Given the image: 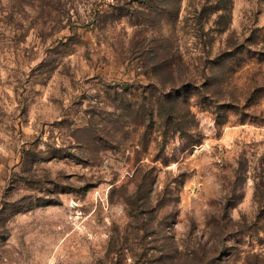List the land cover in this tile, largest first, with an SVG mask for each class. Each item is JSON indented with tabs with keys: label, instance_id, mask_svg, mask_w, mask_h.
<instances>
[{
	"label": "rangeland",
	"instance_id": "obj_1",
	"mask_svg": "<svg viewBox=\"0 0 264 264\" xmlns=\"http://www.w3.org/2000/svg\"><path fill=\"white\" fill-rule=\"evenodd\" d=\"M217 2L0 0V264H264V0Z\"/></svg>",
	"mask_w": 264,
	"mask_h": 264
},
{
	"label": "trees",
	"instance_id": "obj_2",
	"mask_svg": "<svg viewBox=\"0 0 264 264\" xmlns=\"http://www.w3.org/2000/svg\"><path fill=\"white\" fill-rule=\"evenodd\" d=\"M185 0H126L128 4L132 3L136 5V10L141 12L145 19L154 20L155 23L162 22L168 20L171 23L179 20V16L181 13V9L183 6V2ZM192 1V0H189ZM231 4V0H218L217 5L215 7L216 10L221 11L220 16L226 17L229 15V6ZM124 9L123 5H117V10L122 11ZM101 13V12H100ZM113 14L105 13L102 16H111ZM202 15L196 16V25L201 26ZM94 19V18H93ZM96 21V20H94ZM200 27H196L199 29ZM228 28V25L225 26V29ZM201 31V29L199 30ZM153 52L159 58L161 63H167V66L172 68V72H174V67L177 63V57L172 55V52L176 50V47L170 43L168 37L162 35L159 39L154 40ZM180 63L182 66H185V70L190 68V63L183 58H180ZM181 77V75H179ZM175 77H173V81L171 83L174 84ZM164 83L162 82L161 85ZM181 91H175L173 85L169 90L163 91L159 98L155 99V104L157 103L158 109L155 112L154 108L148 110V116L154 119V116L165 118L164 122L160 120V125L167 128L171 127L174 130H181L187 128V122H182V116L179 113V108H177V104L179 103L178 94ZM189 123V122H188Z\"/></svg>",
	"mask_w": 264,
	"mask_h": 264
}]
</instances>
